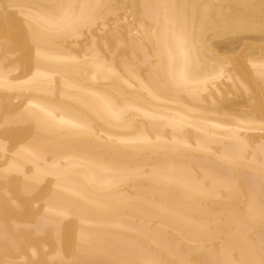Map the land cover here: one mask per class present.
Masks as SVG:
<instances>
[{"label":"bare ground","instance_id":"obj_1","mask_svg":"<svg viewBox=\"0 0 264 264\" xmlns=\"http://www.w3.org/2000/svg\"><path fill=\"white\" fill-rule=\"evenodd\" d=\"M0 264H264V0H0Z\"/></svg>","mask_w":264,"mask_h":264}]
</instances>
